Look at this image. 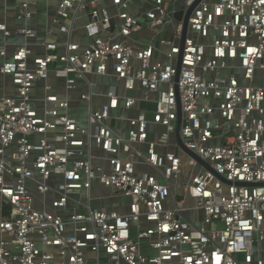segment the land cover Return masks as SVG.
Here are the masks:
<instances>
[{
  "label": "built area",
  "instance_id": "obj_1",
  "mask_svg": "<svg viewBox=\"0 0 264 264\" xmlns=\"http://www.w3.org/2000/svg\"><path fill=\"white\" fill-rule=\"evenodd\" d=\"M197 1L0 0V264H264V0Z\"/></svg>",
  "mask_w": 264,
  "mask_h": 264
},
{
  "label": "crops",
  "instance_id": "obj_2",
  "mask_svg": "<svg viewBox=\"0 0 264 264\" xmlns=\"http://www.w3.org/2000/svg\"><path fill=\"white\" fill-rule=\"evenodd\" d=\"M86 110H87V105L85 103L75 101L72 105L71 113L73 114V116H76L75 114H77L83 123V121H85L86 119V114H85ZM84 197L86 198V195ZM91 197H92L91 199L92 206H93V202L97 200L101 203L102 207L109 208L110 210L115 209L119 212H125L128 210L127 207L125 208V204L129 202V199L127 198H126L127 202L125 203H121L119 201L118 207L116 206L114 208L110 205V202H109L110 199L115 198V197L117 198L121 197V196H118L112 188H105L98 184V186H96L95 189L93 190Z\"/></svg>",
  "mask_w": 264,
  "mask_h": 264
},
{
  "label": "rangeland",
  "instance_id": "obj_3",
  "mask_svg": "<svg viewBox=\"0 0 264 264\" xmlns=\"http://www.w3.org/2000/svg\"><path fill=\"white\" fill-rule=\"evenodd\" d=\"M143 33H144V35L149 36V37L155 35V31L148 30V29L144 30ZM97 153L99 155L102 154L101 152H97ZM119 201L121 203H125V202H127V199L124 198V197H119V198L115 197V198L110 199L109 202H110V205L115 208L116 206L118 207ZM191 202H192L191 200H188V203H191ZM93 207H95V208H102L101 203L99 201H97V200H95L93 202ZM0 209H1V199H0ZM9 211H10L9 205L7 203H4V211L3 212H4L5 218H8L9 217ZM0 216H1V210H0ZM136 225L137 224L135 222H133V224H132V234H135L137 232Z\"/></svg>",
  "mask_w": 264,
  "mask_h": 264
},
{
  "label": "water",
  "instance_id": "obj_4",
  "mask_svg": "<svg viewBox=\"0 0 264 264\" xmlns=\"http://www.w3.org/2000/svg\"><path fill=\"white\" fill-rule=\"evenodd\" d=\"M200 0H198L187 12V15L185 17V22H184V36H183V42L185 40V36H186V32H187V29H188V19H189V16L192 12V10L194 9V7L197 5V3L199 2ZM176 17L178 19H181L182 18V12H178L176 14ZM112 29H113V26H112ZM180 121H181V114H180V118H179V124H178V130H177V137H178V142L182 145V142L180 140V136H179V127H180ZM188 151V150H187ZM190 154L194 155L192 152L188 151ZM195 156V155H194Z\"/></svg>",
  "mask_w": 264,
  "mask_h": 264
}]
</instances>
